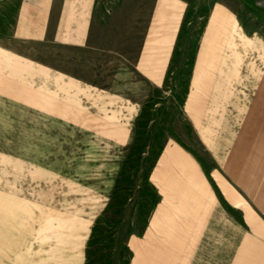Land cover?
Listing matches in <instances>:
<instances>
[{
	"label": "rangeland",
	"instance_id": "rangeland-1",
	"mask_svg": "<svg viewBox=\"0 0 264 264\" xmlns=\"http://www.w3.org/2000/svg\"><path fill=\"white\" fill-rule=\"evenodd\" d=\"M95 17L102 50L86 53L79 72L115 98L0 94V189L47 202L52 214H38L36 237H52L54 249L79 238L86 264H131L129 239L159 200L157 168L187 177L175 159L186 151L197 188L228 195L229 264H264V0H98ZM170 30L166 68L146 76L135 66L141 43L161 57ZM203 49L219 64L201 66ZM17 82L14 97H30Z\"/></svg>",
	"mask_w": 264,
	"mask_h": 264
},
{
	"label": "crops",
	"instance_id": "crops-1",
	"mask_svg": "<svg viewBox=\"0 0 264 264\" xmlns=\"http://www.w3.org/2000/svg\"><path fill=\"white\" fill-rule=\"evenodd\" d=\"M97 1L0 0V94L4 100L49 102L57 100L59 94L75 91L83 97L91 94L115 98V92L100 88L79 72L84 70L86 53L99 54L102 50L94 41ZM175 35L170 30L160 38L156 55H162L163 60L149 58L148 39L141 43L136 68L146 76L166 68ZM109 38L113 44V38ZM107 46L110 50L111 45ZM129 52L137 53L131 49ZM207 53L203 49L201 66L220 62L209 61ZM18 79L26 85L30 97H14ZM258 88L264 89V84ZM40 131L36 128L35 133ZM190 155L184 151L182 157H175L183 168H188L187 177L170 173L164 163L157 168L154 180L159 200L146 229L129 239L131 264H229L228 195L223 190L197 188L196 159ZM26 163L34 168L38 165ZM43 165L47 171L46 160ZM51 171L49 157L45 182L52 181ZM21 180L38 179L34 175ZM47 207L51 215L46 201L38 204L34 190L14 194L0 189V264H86L81 239H66L75 242V248L54 249L52 237H36L38 214H46Z\"/></svg>",
	"mask_w": 264,
	"mask_h": 264
},
{
	"label": "bare ground",
	"instance_id": "bare-ground-1",
	"mask_svg": "<svg viewBox=\"0 0 264 264\" xmlns=\"http://www.w3.org/2000/svg\"><path fill=\"white\" fill-rule=\"evenodd\" d=\"M230 45V44H229ZM232 45V44H231ZM263 56V55H262Z\"/></svg>",
	"mask_w": 264,
	"mask_h": 264
}]
</instances>
